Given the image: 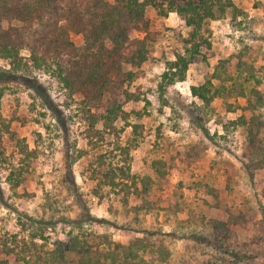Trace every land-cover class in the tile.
I'll list each match as a JSON object with an SVG mask.
<instances>
[{"label": "rangeland", "instance_id": "rangeland-1", "mask_svg": "<svg viewBox=\"0 0 264 264\" xmlns=\"http://www.w3.org/2000/svg\"><path fill=\"white\" fill-rule=\"evenodd\" d=\"M167 1L161 11L148 6V32L134 33L146 38L147 59L125 66L134 72L125 88L136 100L125 102L126 118L115 122L119 138L103 129L89 143L77 96L66 98L26 52L17 63L0 58V127L8 123L26 153L34 152L25 156L0 128L1 240L26 241L35 251L86 233L143 245L139 264H264V171L246 169L240 121L259 116L264 141V102L252 112L242 97L205 104L191 92L208 80L214 87L223 61L228 75L252 86V77L261 79L264 95V0L215 7L203 29L210 45L198 52L185 50L191 28L181 27ZM179 54L188 62L182 80L168 70ZM121 165L135 177L137 190L128 194L102 176ZM84 213L105 220L73 222ZM0 258L7 259L1 247Z\"/></svg>", "mask_w": 264, "mask_h": 264}, {"label": "trees", "instance_id": "trees-1", "mask_svg": "<svg viewBox=\"0 0 264 264\" xmlns=\"http://www.w3.org/2000/svg\"><path fill=\"white\" fill-rule=\"evenodd\" d=\"M162 1L165 0H0V58L17 63L20 54L26 52L35 67L51 72L66 98L73 100L77 96L89 143L94 138L101 139L103 129L119 138L122 128H117L115 122L118 118H126L125 102L136 100L125 88L134 75L125 66L138 67L147 59L146 38L138 39L134 33L148 32L149 20L145 10L153 6L161 11ZM167 2L171 11L177 13L181 27L191 28L185 39L190 46L185 50L190 48L192 52L210 45L203 34L206 21L214 18L217 9L222 11L233 5L232 0ZM187 64V59L179 54L168 70L182 80ZM223 65L224 62L220 61L214 69L213 78L218 80L214 87L208 80L192 86V94L205 104L215 97H242L245 99L244 109L255 111L264 102V95L258 87L261 79L252 77V86L246 77H233L225 69L221 70ZM240 121L246 129L249 152L246 169L264 171V141L260 139L263 121L254 114L247 119L242 116ZM1 126L2 132L19 146L20 152H25V156L32 153H26L27 146L20 144L19 137L9 129L8 123L1 121ZM0 154H3L2 149ZM27 166L26 163L19 170ZM157 171L160 173L159 169ZM18 173L21 177L17 182L21 183L25 179L22 172ZM102 176L106 184L118 186L126 194L131 188L137 190L135 177L124 165L110 167ZM147 179L142 193L147 190ZM104 220L84 213L73 222ZM95 238L85 233L74 237L65 246H39L35 251L26 241L12 240L9 243L0 239L1 250L7 257L0 258V264H10L8 259L22 264H139L136 250L144 248L143 245L114 244L105 236L99 241ZM164 253L165 250L160 248V254Z\"/></svg>", "mask_w": 264, "mask_h": 264}]
</instances>
